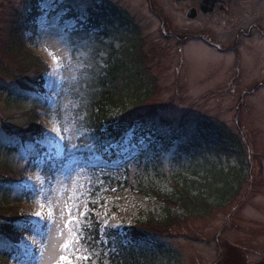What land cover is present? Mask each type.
Segmentation results:
<instances>
[{
    "label": "rangeland",
    "instance_id": "374dc122",
    "mask_svg": "<svg viewBox=\"0 0 264 264\" xmlns=\"http://www.w3.org/2000/svg\"><path fill=\"white\" fill-rule=\"evenodd\" d=\"M25 1L0 0V6L4 9L11 4L22 6ZM63 2L46 0L41 4L44 15L39 19V37L34 39L37 42L35 50L49 59L52 70L59 67V72L54 77L47 76L46 80L48 93L50 91L56 98L53 112L57 111L61 93L76 80L86 57L85 53L75 58L71 56L65 35L77 26V22L73 19L63 22L68 13L62 8L59 10ZM259 2H240L228 13L190 19L189 2L76 0V4L85 9L91 5L98 12L104 7L108 8V13L113 9L118 17L138 27L144 67L151 79L148 88L151 96L143 102L144 113L156 109L159 115L176 120V127L182 121L186 125L207 121L212 127H223L239 140L242 153L235 159H212L215 166H204L201 158L192 161L182 152L177 156L175 143L176 147L168 152L160 150L161 147L157 152L152 150L154 154L139 165L135 161L149 146L148 137L140 139L137 146L127 140L118 160H110L109 154L107 158L90 156L87 161L74 158L51 183L45 180L40 168L28 170V176L25 174L19 181L22 187L35 193L22 213L25 220L41 225L46 245L41 244V234H36V244L23 239L20 246L27 257L19 264H54L60 254L61 238L56 227L61 223L59 207L69 194L72 179L77 180L76 194H82L88 202L89 214L97 216L102 231H123L152 216L164 220L167 216L165 206L147 189L172 194L176 185L187 184L208 199L212 205L204 217L188 215L185 218L186 214L178 212L185 220L175 226L173 236L166 240L168 249L173 250L172 258L159 255L156 264H264V2ZM252 21L259 24L258 32H251ZM124 29L122 32L129 35L127 27ZM241 30L253 36L239 38ZM199 34L211 45L197 41L195 37ZM216 45H220V49ZM114 47L119 50L120 43H115ZM49 52L60 59L58 66L53 64ZM3 60L0 50V61ZM8 69L0 64L3 85L12 83L11 77L6 75ZM3 101L4 97L0 99V119L10 118L6 124L18 127L16 112L7 110ZM61 104L64 120L60 121L55 114L46 119V130L37 141L50 154L55 149H64L67 143L71 146L69 140L77 144L81 137L70 112L77 104H73L69 96H64ZM54 127L62 130L63 141L51 131ZM1 133L5 134V130L0 122ZM76 172L81 175L76 177ZM49 202L54 206L56 223L47 221V207L40 208L41 203L47 205ZM37 211H43L45 221L33 215ZM105 224L108 227L105 228ZM89 255L93 258L90 250Z\"/></svg>",
    "mask_w": 264,
    "mask_h": 264
},
{
    "label": "trees",
    "instance_id": "16d2710c",
    "mask_svg": "<svg viewBox=\"0 0 264 264\" xmlns=\"http://www.w3.org/2000/svg\"><path fill=\"white\" fill-rule=\"evenodd\" d=\"M44 1L27 0L22 7H0V50L5 59L0 64L9 68L6 75L12 79L9 85L0 83V99L4 97V107L14 110V117L19 121V126L14 128L6 124L10 118L0 119L5 130V134H0V264H12L24 257L18 245L20 240L37 232L31 223L24 221L21 213V205L32 193L12 180L15 174L23 177L24 167L41 166L45 180L51 183L74 158L87 161L90 156L107 158L109 154L110 160H118L127 140L137 146L140 139L149 137V146L140 152L135 162L140 165L154 154L152 150L157 152L161 147L160 150L168 152L176 147L173 138L162 135V124L172 126L173 135L186 131L183 121L176 127V120L159 115L156 109L149 113L142 111L144 100L151 96L148 90L151 79L144 67L138 27L118 17L113 9L108 13V8L104 7L98 12L95 6L85 9L77 5L76 0H64L59 6V10L68 12L63 22L73 19L78 23L67 31L65 40L73 58L82 53L86 57L74 83L66 85L61 93L54 114L60 121L64 120L61 103L64 96H69L73 104H77L70 112L81 137L77 148L67 143L59 157H52L46 148L37 144L44 132L38 111L44 110L47 116H53L44 94L48 67L29 49V43L38 37V22L43 15L40 4ZM125 27L129 35L122 32ZM28 33H32V38L26 39ZM117 42L119 50L114 47ZM197 126L203 140L195 145L177 144V156L182 152L192 161L201 158L204 166H215L212 159H235L242 153L239 140L227 129L212 127L207 121ZM147 192L165 206L164 220L152 216L123 231L108 229L105 232L101 231L94 214L82 221L85 246L93 252L88 264H107V261L108 264H156L159 255L171 259L173 250L168 249L166 240L173 236L175 226L188 215L206 216L212 205L187 184L176 185L172 194L158 189H147ZM179 211L186 214L184 219Z\"/></svg>",
    "mask_w": 264,
    "mask_h": 264
},
{
    "label": "snow or ice",
    "instance_id": "6c2138e0",
    "mask_svg": "<svg viewBox=\"0 0 264 264\" xmlns=\"http://www.w3.org/2000/svg\"><path fill=\"white\" fill-rule=\"evenodd\" d=\"M48 54L52 57L53 64L58 66L60 64V59L52 52H49ZM57 72H59V67L54 70H49L48 75L50 77H54ZM57 83H59V81H57ZM183 127L186 128L187 131L173 135L172 126L167 124H162L160 126L162 135L173 138L174 142L177 144L195 145L203 140L196 124H187L183 125ZM51 131L58 136L61 141L65 139L62 134V130L59 127H54ZM64 131H67V129ZM69 143L73 149L79 146L72 143L71 140H69ZM80 175V172L75 173L76 177H79ZM79 190L81 193L83 192L82 185ZM77 191V180L72 179L71 187L68 190L69 194L59 207V221L61 223L57 224L56 227L58 235L61 238V242L59 243L60 254L55 258L54 264H88V262L92 259V256L89 255V249L84 243V224L82 223V221L89 215L90 208L88 202L83 198V195L81 194L78 196L76 194ZM45 207H47V221L56 223L53 219L55 209L52 203L49 202L47 205L43 203L40 204L41 210ZM33 215L39 220L45 221L43 211H37ZM104 227L106 228L108 225L105 224ZM51 231L52 229L49 228V233H51ZM25 239L31 240L33 244L37 243L34 235H29L25 237ZM43 254V251H41V256H43Z\"/></svg>",
    "mask_w": 264,
    "mask_h": 264
},
{
    "label": "flooded vegetation",
    "instance_id": "af4514ba",
    "mask_svg": "<svg viewBox=\"0 0 264 264\" xmlns=\"http://www.w3.org/2000/svg\"><path fill=\"white\" fill-rule=\"evenodd\" d=\"M204 0H176V2H183V3H191V8L192 10H194V13H195V16H194V19H197L199 16H215V15H218L219 12H230V10H234V4L236 5H239L240 2L242 3H247V2H250L251 0H217V2H215L213 4V8H212V12L211 14H206L205 12L202 11V3H203ZM257 1V0H256ZM264 0H260V4L263 3ZM258 3V5H259ZM234 12V11H233ZM258 23L256 21H252L251 24H250V29H251V32L252 30L258 32L259 30V27H258ZM246 30H241V31H238L240 32L239 34V38L244 35L246 37L249 36L250 33H247L245 32ZM248 31V30H247ZM262 31V30H261ZM250 32V31H249ZM263 34H264V31H262ZM253 36V33H251ZM249 36V37H251ZM201 38H203V35L199 34L195 37V39L198 41L200 40ZM203 40H207L206 38H203ZM207 43L209 44V42L207 41Z\"/></svg>",
    "mask_w": 264,
    "mask_h": 264
},
{
    "label": "water",
    "instance_id": "95a60500",
    "mask_svg": "<svg viewBox=\"0 0 264 264\" xmlns=\"http://www.w3.org/2000/svg\"><path fill=\"white\" fill-rule=\"evenodd\" d=\"M217 2L216 0H204L203 3H202V11L205 12L206 14H209L212 12V6L213 4ZM195 16V13L194 11H189V14H188V17L193 19V17Z\"/></svg>",
    "mask_w": 264,
    "mask_h": 264
}]
</instances>
